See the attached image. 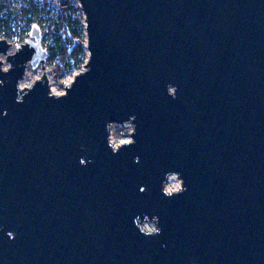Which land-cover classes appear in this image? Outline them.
Here are the masks:
<instances>
[{
    "label": "water",
    "instance_id": "water-1",
    "mask_svg": "<svg viewBox=\"0 0 264 264\" xmlns=\"http://www.w3.org/2000/svg\"><path fill=\"white\" fill-rule=\"evenodd\" d=\"M77 1L63 93L0 39V264H264V0Z\"/></svg>",
    "mask_w": 264,
    "mask_h": 264
},
{
    "label": "rangeland",
    "instance_id": "rangeland-1",
    "mask_svg": "<svg viewBox=\"0 0 264 264\" xmlns=\"http://www.w3.org/2000/svg\"><path fill=\"white\" fill-rule=\"evenodd\" d=\"M22 5L38 10L36 18L32 19L33 21L29 26H25L23 23L29 18H33L32 12L26 16H22L18 22L15 19V15L20 12ZM69 5L73 6V8L78 7V10L75 12V18L84 24V15L77 0H0V39H5L11 45L8 53H13L19 45L29 38L30 28L33 24H36L41 30V45L49 54L47 60L42 65L32 67L30 64H27L25 75L20 82L26 87H30L37 79L42 78L43 73H45L46 77L49 78L48 83L51 92L60 94L64 92L66 86L70 85L74 75L82 71L87 58L80 68L65 66L57 57L54 36L49 30L50 17L56 16ZM82 42L86 45V36H84ZM0 60L2 61L3 69L9 67L6 54H1ZM131 131V123L121 126L113 125L109 129L111 143L118 145L130 141ZM172 177L169 178L165 185L167 191H174L177 188L176 186H180L179 177L175 174ZM143 227L147 230H152L154 229V224L146 222Z\"/></svg>",
    "mask_w": 264,
    "mask_h": 264
},
{
    "label": "trees",
    "instance_id": "trees-1",
    "mask_svg": "<svg viewBox=\"0 0 264 264\" xmlns=\"http://www.w3.org/2000/svg\"><path fill=\"white\" fill-rule=\"evenodd\" d=\"M77 8L68 6L61 10L56 16L50 17L49 30L54 36L57 48V57L67 67L80 68L85 59L87 52L82 42L84 38V24L75 18ZM33 13V18H29L23 24L29 26L32 19L36 18L38 10L22 5V9L15 15L16 21H20L22 16Z\"/></svg>",
    "mask_w": 264,
    "mask_h": 264
},
{
    "label": "bare ground",
    "instance_id": "bare-ground-1",
    "mask_svg": "<svg viewBox=\"0 0 264 264\" xmlns=\"http://www.w3.org/2000/svg\"><path fill=\"white\" fill-rule=\"evenodd\" d=\"M25 75V74H24ZM43 75H44V77H45V79L47 80V82L49 81V78L48 77H46V75H45V73H43ZM42 75V76H43ZM41 79V78H40ZM40 79H37V80H40ZM21 82V81H20ZM49 84V83H48ZM19 87H20V89H23L24 87H26L25 85H23V84H21V83H19ZM51 90V89H50ZM167 184V183H166ZM145 224H143V226H144Z\"/></svg>",
    "mask_w": 264,
    "mask_h": 264
},
{
    "label": "built area",
    "instance_id": "built-area-1",
    "mask_svg": "<svg viewBox=\"0 0 264 264\" xmlns=\"http://www.w3.org/2000/svg\"><path fill=\"white\" fill-rule=\"evenodd\" d=\"M79 7H80V6H79ZM124 124H127V123H124ZM113 125H119V126H121V125H123V124L113 123V124L110 125V128H111ZM131 132H132V131H131ZM120 144H121V143H120ZM170 177H172V175L168 177V180H169ZM172 178H173V177H172ZM176 187H177V188H176L174 191L178 190L180 186H179V187L176 186Z\"/></svg>",
    "mask_w": 264,
    "mask_h": 264
}]
</instances>
